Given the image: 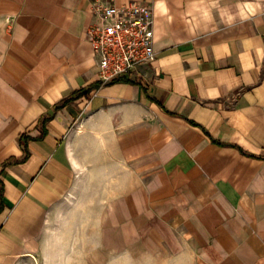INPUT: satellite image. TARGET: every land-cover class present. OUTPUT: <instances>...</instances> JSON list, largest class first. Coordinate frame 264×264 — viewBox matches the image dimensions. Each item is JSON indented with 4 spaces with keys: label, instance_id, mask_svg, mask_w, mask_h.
<instances>
[{
    "label": "crops",
    "instance_id": "1",
    "mask_svg": "<svg viewBox=\"0 0 264 264\" xmlns=\"http://www.w3.org/2000/svg\"><path fill=\"white\" fill-rule=\"evenodd\" d=\"M130 1L155 60L102 85L88 0H0V264H264V0Z\"/></svg>",
    "mask_w": 264,
    "mask_h": 264
},
{
    "label": "built area",
    "instance_id": "2",
    "mask_svg": "<svg viewBox=\"0 0 264 264\" xmlns=\"http://www.w3.org/2000/svg\"><path fill=\"white\" fill-rule=\"evenodd\" d=\"M88 3L93 21L85 34L100 83L139 81L145 75L141 69L155 60L151 5L139 1L115 5L113 0Z\"/></svg>",
    "mask_w": 264,
    "mask_h": 264
},
{
    "label": "rangeland",
    "instance_id": "3",
    "mask_svg": "<svg viewBox=\"0 0 264 264\" xmlns=\"http://www.w3.org/2000/svg\"><path fill=\"white\" fill-rule=\"evenodd\" d=\"M80 216L79 222L83 219L82 215ZM80 233V231H79ZM58 240H53L49 246H47V250L45 253H41V257L39 258L38 255L35 256V259L31 258L30 261H27L24 264H85V262L78 260H71V249L70 245L67 242L60 243L57 242ZM74 254V252H73ZM73 256V255H72ZM75 254L73 258L75 259ZM79 257V256H78ZM40 259V260H39Z\"/></svg>",
    "mask_w": 264,
    "mask_h": 264
}]
</instances>
